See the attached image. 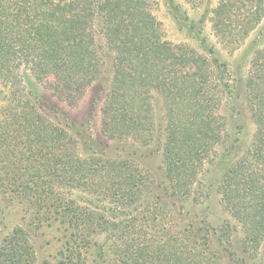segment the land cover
I'll use <instances>...</instances> for the list:
<instances>
[{
    "label": "trees",
    "instance_id": "16d2710c",
    "mask_svg": "<svg viewBox=\"0 0 264 264\" xmlns=\"http://www.w3.org/2000/svg\"><path fill=\"white\" fill-rule=\"evenodd\" d=\"M210 14L217 43L234 52L262 24L264 0H219ZM96 26L114 54L100 133L108 141L150 144L152 99H162L169 188L158 196L131 162L81 157L77 141L27 87L30 79L49 81L52 96L77 106L100 72ZM257 40L241 84L255 131L217 188L224 210L241 226L238 248L221 237L225 231L217 237L202 223L177 226L160 205L187 199L206 159L234 147L221 114L230 94L216 73L221 66L166 41L149 0H0V200L24 205L36 223L63 227L67 246L88 249L93 237H103L107 250L99 246V264L255 259L264 242V42ZM27 238L15 229L0 247V264H32Z\"/></svg>",
    "mask_w": 264,
    "mask_h": 264
},
{
    "label": "rangeland",
    "instance_id": "374dc122",
    "mask_svg": "<svg viewBox=\"0 0 264 264\" xmlns=\"http://www.w3.org/2000/svg\"><path fill=\"white\" fill-rule=\"evenodd\" d=\"M218 1L149 0L151 12L160 23L166 41L188 50L192 49L215 65L221 66L218 72H215L223 76V81L230 89V94L224 97L221 114L226 119V131L231 142L235 141L232 149H218L215 156L212 154V158L206 159L196 182L190 187L187 199L175 203L164 200L160 201V205L165 212L170 211L175 216L176 222L179 223L177 226L202 223L210 234L216 233L217 237L225 231L221 237L225 240L227 236V244L232 243L230 245L239 248L243 239L241 226L224 210L217 188L222 175L249 146L255 131L241 84L245 82L251 58L259 44L257 39L260 44L264 42V20L259 29L251 33L241 47L234 52L226 50L217 43L211 29L210 13L216 8ZM95 29L100 72L77 106L70 107L52 96L49 81L37 83L30 79V87L29 85L27 87L39 93L41 98L39 103L46 112H49L50 119L77 141V152L81 157L94 154L105 159L131 162L150 180L151 194L158 196L164 186L169 188L162 157L166 121L162 99L159 95H154L152 99L154 139L150 144L108 141L100 133V110L110 89L111 60L114 54L107 48L99 26ZM1 89L0 86V107L4 95ZM78 133H82L83 137L77 135ZM195 190H198L199 194L196 202L192 200ZM178 212L182 215L177 219ZM170 220L173 223L172 219ZM15 229H22L28 237L32 264H99V246L103 247L104 251L107 250L103 245V237H93L88 249L67 246L69 233L66 236L63 227L36 223L25 211L24 205L0 200V247L4 240L7 241L12 236ZM213 240L215 241L214 236ZM234 259L233 255L227 264H233ZM241 264H264V242L255 259Z\"/></svg>",
    "mask_w": 264,
    "mask_h": 264
}]
</instances>
